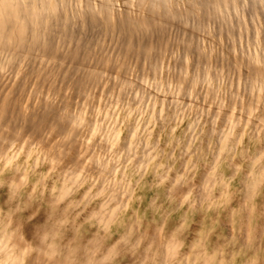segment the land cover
<instances>
[{"label": "clouds", "instance_id": "1", "mask_svg": "<svg viewBox=\"0 0 264 264\" xmlns=\"http://www.w3.org/2000/svg\"><path fill=\"white\" fill-rule=\"evenodd\" d=\"M0 264H264V0H0Z\"/></svg>", "mask_w": 264, "mask_h": 264}]
</instances>
